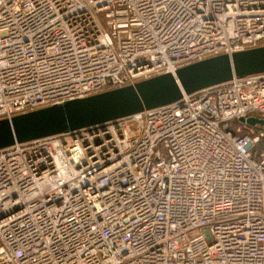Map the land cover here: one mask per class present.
<instances>
[{
  "label": "built area",
  "instance_id": "built-area-1",
  "mask_svg": "<svg viewBox=\"0 0 264 264\" xmlns=\"http://www.w3.org/2000/svg\"><path fill=\"white\" fill-rule=\"evenodd\" d=\"M264 43V0H0V118ZM264 71L0 147V264H264Z\"/></svg>",
  "mask_w": 264,
  "mask_h": 264
},
{
  "label": "water",
  "instance_id": "water-1",
  "mask_svg": "<svg viewBox=\"0 0 264 264\" xmlns=\"http://www.w3.org/2000/svg\"><path fill=\"white\" fill-rule=\"evenodd\" d=\"M264 71V43L208 56L127 84L67 99L0 118V147L15 140L66 131L131 114L178 99L182 92L230 79L234 75ZM246 121L264 125V119L249 116Z\"/></svg>",
  "mask_w": 264,
  "mask_h": 264
},
{
  "label": "trees",
  "instance_id": "trees-1",
  "mask_svg": "<svg viewBox=\"0 0 264 264\" xmlns=\"http://www.w3.org/2000/svg\"><path fill=\"white\" fill-rule=\"evenodd\" d=\"M256 147H264V136L262 137V139L260 140L259 143L256 144Z\"/></svg>",
  "mask_w": 264,
  "mask_h": 264
}]
</instances>
